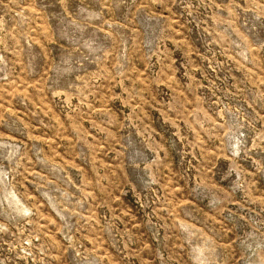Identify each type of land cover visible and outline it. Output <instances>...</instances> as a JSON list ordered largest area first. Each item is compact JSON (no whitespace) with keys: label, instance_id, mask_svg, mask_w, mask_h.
<instances>
[{"label":"rangeland","instance_id":"obj_1","mask_svg":"<svg viewBox=\"0 0 264 264\" xmlns=\"http://www.w3.org/2000/svg\"><path fill=\"white\" fill-rule=\"evenodd\" d=\"M0 264H264V0H0Z\"/></svg>","mask_w":264,"mask_h":264}]
</instances>
